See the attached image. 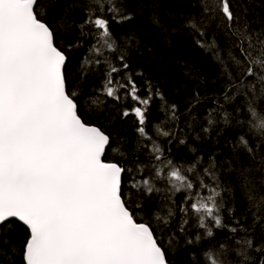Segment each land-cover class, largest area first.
I'll list each match as a JSON object with an SVG mask.
<instances>
[{"label":"snow or ice","instance_id":"1","mask_svg":"<svg viewBox=\"0 0 264 264\" xmlns=\"http://www.w3.org/2000/svg\"><path fill=\"white\" fill-rule=\"evenodd\" d=\"M249 3L194 0L181 22L219 65L196 132L201 92L180 108L134 66L126 0H0V264H264V22ZM233 125L230 160L189 144Z\"/></svg>","mask_w":264,"mask_h":264},{"label":"trees","instance_id":"2","mask_svg":"<svg viewBox=\"0 0 264 264\" xmlns=\"http://www.w3.org/2000/svg\"><path fill=\"white\" fill-rule=\"evenodd\" d=\"M193 2L194 0H126L129 10L133 12V19L118 27L121 30H132L136 34L141 47L133 61L134 66L153 85H159L171 103L183 108L191 100L193 88L201 92V101L195 109L197 119L193 125L196 132H199L208 110L215 106L213 96L219 98V65L212 59L211 53L205 52L196 44L197 37L194 33L182 28L181 22L190 13ZM249 11L255 24L264 22V0H250ZM154 20L159 23H154ZM161 26L167 29V35L162 33ZM88 48L90 44H86L85 48L75 54L88 55ZM197 81L200 82L199 85ZM150 120L153 124H160L165 120L164 113L159 110V100L152 105ZM131 123L121 124L120 131L126 140L134 144ZM149 132H152L151 127ZM236 135L237 126L233 125L221 128L218 135L212 131L207 138L195 140L194 143L189 140V144L201 155L212 153L221 159L230 160L233 157L229 153L237 142ZM171 155L178 162H183L181 158L190 159L192 153L188 151V145L174 142ZM187 252L188 249H184L179 255L186 257ZM198 255L201 264H206L203 251Z\"/></svg>","mask_w":264,"mask_h":264}]
</instances>
